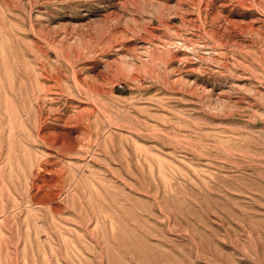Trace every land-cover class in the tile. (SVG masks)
Returning <instances> with one entry per match:
<instances>
[{
  "label": "rangeland",
  "instance_id": "374dc122",
  "mask_svg": "<svg viewBox=\"0 0 264 264\" xmlns=\"http://www.w3.org/2000/svg\"><path fill=\"white\" fill-rule=\"evenodd\" d=\"M0 264H264V0H0Z\"/></svg>",
  "mask_w": 264,
  "mask_h": 264
}]
</instances>
